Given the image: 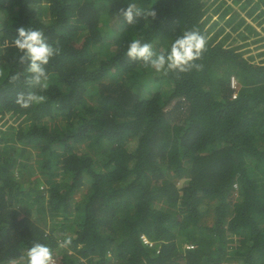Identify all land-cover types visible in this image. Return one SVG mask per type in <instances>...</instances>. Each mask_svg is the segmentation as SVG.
<instances>
[{"label": "trees", "instance_id": "obj_1", "mask_svg": "<svg viewBox=\"0 0 264 264\" xmlns=\"http://www.w3.org/2000/svg\"><path fill=\"white\" fill-rule=\"evenodd\" d=\"M234 3L245 15L221 0L213 20L206 0H0V264L36 244L57 264H264V51L243 50L264 42L247 21L264 24V0ZM129 4L155 15L129 23ZM21 27L59 49L47 88ZM190 31L199 67L126 55L139 39L166 56ZM29 93L45 99L21 107Z\"/></svg>", "mask_w": 264, "mask_h": 264}, {"label": "clouds", "instance_id": "obj_2", "mask_svg": "<svg viewBox=\"0 0 264 264\" xmlns=\"http://www.w3.org/2000/svg\"><path fill=\"white\" fill-rule=\"evenodd\" d=\"M122 12L129 23H132L137 17L155 15L154 12H146L137 8L134 4H129L126 9H122ZM17 31L18 34L13 43L19 52L23 54L20 57L21 62L27 61L28 63L27 72L31 74L28 77L29 83L40 86L42 89L47 88L48 73L46 66L57 55L59 49L50 45L44 33L40 30L21 27ZM205 47V38L196 31H190L174 41L170 52L166 56L156 54L150 44L142 43L139 39L131 41L126 55L132 60L142 61L145 67H150L157 73H167L175 70L183 72L190 67H199L193 62L201 56ZM44 99L45 97L42 95L34 93H29L26 96L21 94L17 99V103L21 107L28 108L32 104L42 102ZM142 240L150 247L154 246V242L149 241L146 236H142ZM70 244L71 239L66 238L60 246L67 247ZM186 245L184 248L188 249ZM26 260L27 264H53V251L46 245L36 244L27 251Z\"/></svg>", "mask_w": 264, "mask_h": 264}, {"label": "rangeland", "instance_id": "obj_3", "mask_svg": "<svg viewBox=\"0 0 264 264\" xmlns=\"http://www.w3.org/2000/svg\"><path fill=\"white\" fill-rule=\"evenodd\" d=\"M206 1H208V4L211 5V6H210V10H209L210 12H209V13H212V14L214 15V17H213V20H214V19H216V18L218 17L217 14H214V9H215V8H218V7H217V6H218V3H219L221 0H206ZM226 1H227V4L232 3L236 9L241 10V8H240L241 6H240L239 4L234 3V0H226ZM242 2H243V1H242ZM243 3H244V2H243ZM241 11H242V15H245V11H243V10H241ZM247 21H249V23H250V22L253 23V25L256 26L257 29H258L259 31H264V30H262V29H263L262 26H263L264 24L258 26V25H259V24H258V21H252L251 18H247ZM220 22H223V21H220ZM221 24H222V23H221ZM261 36L264 37V33H261ZM256 38H257V36H251V38L248 40V41H249V45L243 48L244 51H247L248 49H251V50H249L248 52H245L246 55H249V54H256V53H258V52H262V51H264V42H261V43L254 42V39H256ZM258 38H259V37H258ZM231 43H232V42H231ZM240 43H241V42H240ZM232 44H233V43H232ZM237 44H239V42H234V45H237ZM169 89H170V88H167L166 90H169ZM7 117H10V116L7 115ZM130 147H132V144L130 145ZM77 196H79V194H77Z\"/></svg>", "mask_w": 264, "mask_h": 264}, {"label": "built area", "instance_id": "obj_4", "mask_svg": "<svg viewBox=\"0 0 264 264\" xmlns=\"http://www.w3.org/2000/svg\"><path fill=\"white\" fill-rule=\"evenodd\" d=\"M231 87L235 90L238 88V81L235 76L231 77ZM236 96H237V92L234 93L233 97H236ZM190 246L191 245H186L187 248H189ZM53 264H57V261L55 258H53Z\"/></svg>", "mask_w": 264, "mask_h": 264}]
</instances>
